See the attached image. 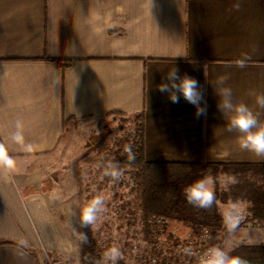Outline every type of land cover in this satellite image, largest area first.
<instances>
[{
    "label": "crops",
    "instance_id": "1",
    "mask_svg": "<svg viewBox=\"0 0 264 264\" xmlns=\"http://www.w3.org/2000/svg\"><path fill=\"white\" fill-rule=\"evenodd\" d=\"M173 67L199 81L206 116L158 90ZM257 95L264 0H0V264H82L50 181L67 119L69 135L84 119L142 115L149 162L260 165L226 130L234 108H218L243 103L264 122ZM217 204L225 222L241 217L232 246L264 244V208Z\"/></svg>",
    "mask_w": 264,
    "mask_h": 264
},
{
    "label": "rangeland",
    "instance_id": "2",
    "mask_svg": "<svg viewBox=\"0 0 264 264\" xmlns=\"http://www.w3.org/2000/svg\"><path fill=\"white\" fill-rule=\"evenodd\" d=\"M139 128L140 119L136 116L113 113L97 120L84 119L72 133L68 135L73 126L65 133L57 164L51 167L50 181L55 190L54 208L65 218L76 244L75 259L80 257L82 264L83 255L85 264H113L105 256L112 247L121 254L115 264H156L155 259L196 264L193 256L177 248L178 244L190 241L189 229L166 219L157 223L153 216L144 220L140 189L132 181L131 171H117L111 164L116 157L129 152L133 142L140 143L136 137ZM113 171L119 175L112 176ZM207 173L218 201L249 202V197L264 192V168L234 173L220 167L214 175L209 170ZM97 196L102 199V207L95 222L84 225L81 209ZM228 232L222 239L218 235L213 244L210 238V246L227 251L231 243L239 241L237 232L232 231V236ZM190 243L193 245L192 240Z\"/></svg>",
    "mask_w": 264,
    "mask_h": 264
},
{
    "label": "trees",
    "instance_id": "3",
    "mask_svg": "<svg viewBox=\"0 0 264 264\" xmlns=\"http://www.w3.org/2000/svg\"><path fill=\"white\" fill-rule=\"evenodd\" d=\"M136 117L140 119V128L136 134L140 143L133 142L129 152L119 155L111 164L117 171L123 169L131 171L130 177L140 189L143 219L160 216L168 222L183 224L195 235L202 229H207L212 244L218 235L221 239L225 238V231L228 229L218 209L217 194L210 207L202 208L188 202L185 189L196 180L206 177L208 170L211 175L220 167L226 171L232 169L234 173H239L246 169L264 168V164L146 161L143 148V117L142 115ZM72 120L69 118L65 121L66 130L71 126ZM248 199L252 203L250 211L253 216L260 214L264 208V192L256 193L253 198ZM220 201L224 202V199ZM227 252L230 256L244 259L247 264H264V244L239 243L231 246ZM85 257L82 256L83 264Z\"/></svg>",
    "mask_w": 264,
    "mask_h": 264
},
{
    "label": "clouds",
    "instance_id": "4",
    "mask_svg": "<svg viewBox=\"0 0 264 264\" xmlns=\"http://www.w3.org/2000/svg\"><path fill=\"white\" fill-rule=\"evenodd\" d=\"M166 79L169 83H161L158 87L160 92H167L169 99L173 103H178L180 98L183 97L186 102L195 107V115L197 117L207 115V102L204 100L203 93L200 91V84L197 79L186 73L181 76L177 67L171 68L167 73ZM224 92L230 93L231 89H224ZM201 101H204L203 107L201 106ZM256 103L264 107V96L257 95ZM218 108L221 111L225 108H234V111L228 116L226 130L232 132L235 129L239 133L237 139L240 148L250 151L257 157L264 159V122L260 121L257 115L243 103L233 106L228 100L221 99ZM17 139L22 138L18 136ZM111 175L118 176L119 173L113 171ZM210 183V178L204 177L188 186L185 189L188 202L195 203L202 208L210 207L215 199L214 191L209 186ZM101 207L102 199L99 196L94 197L85 204L81 209L82 223L84 225L93 224L96 220V213ZM233 208H235V205H233ZM240 220L241 217L238 214L228 213L226 218L227 229L229 231L234 230L240 223ZM120 255L119 250L115 247L110 248L105 253V256L113 261V264H115V261ZM203 264H247V261L238 256H230L222 248L213 247L208 251L206 258L203 259Z\"/></svg>",
    "mask_w": 264,
    "mask_h": 264
},
{
    "label": "built area",
    "instance_id": "5",
    "mask_svg": "<svg viewBox=\"0 0 264 264\" xmlns=\"http://www.w3.org/2000/svg\"><path fill=\"white\" fill-rule=\"evenodd\" d=\"M153 220L157 223H164L165 219H163L160 216H153ZM190 241H193V245L190 243V241L186 240L183 243L178 244L177 248L178 250L184 251L187 254L193 256L192 258L194 259L196 264H203V259L206 258V255L208 251L212 248L210 246V235L209 231L207 229H202L199 234L195 235L190 232V230L187 233ZM160 260V259H159ZM155 259L156 264H176L175 261L173 260H166V261H159ZM159 261V262H158ZM162 262V263H160ZM164 262V263H163ZM54 264V263H51Z\"/></svg>",
    "mask_w": 264,
    "mask_h": 264
}]
</instances>
